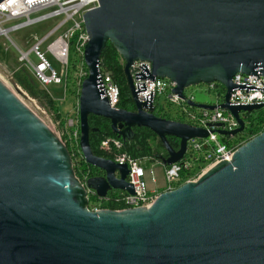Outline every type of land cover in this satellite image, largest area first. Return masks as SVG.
I'll return each instance as SVG.
<instances>
[{
	"label": "water",
	"instance_id": "1",
	"mask_svg": "<svg viewBox=\"0 0 264 264\" xmlns=\"http://www.w3.org/2000/svg\"><path fill=\"white\" fill-rule=\"evenodd\" d=\"M4 0H0V3ZM83 15L90 39L84 48L87 77L80 84L79 149L102 175L85 185L56 135L0 83V264H264V131L197 179L162 192L148 208L88 209L87 190L104 198L133 196L128 169L93 155L90 116L109 122L123 139L132 129L151 131L170 166L186 144L207 132L152 113V99H137L130 68L149 63L135 80L168 79L184 100L192 86L219 83V105L245 129L239 113L264 108L231 105L236 74L264 78V0H97ZM110 44L123 62L135 110L111 108L99 88L100 56ZM140 87H143L142 85ZM194 109L214 106L186 102ZM168 138L178 140L174 150Z\"/></svg>",
	"mask_w": 264,
	"mask_h": 264
},
{
	"label": "built area",
	"instance_id": "2",
	"mask_svg": "<svg viewBox=\"0 0 264 264\" xmlns=\"http://www.w3.org/2000/svg\"><path fill=\"white\" fill-rule=\"evenodd\" d=\"M98 7L97 0H4L0 3V39L5 43L0 45L3 53L13 49L18 57V62L24 70L28 71L34 81L43 89L49 86H66L69 70H75V66L70 65V54L78 56L80 63L79 80L77 83L78 93L81 82L87 77L83 63L84 48L89 42L90 36L86 32L83 24V15ZM54 20L56 24L46 34L40 38L34 37L32 45L28 50L21 49L20 46L10 38L12 33L28 28L42 22ZM57 65L55 69L52 65ZM145 66L150 71L149 63H134L130 68L133 83L139 86L137 99L140 102L152 99V113L166 120L190 125L194 128L203 129L207 132L204 139H192L186 144L183 157L178 162L163 166L154 156L134 159L122 151L123 143L115 138H108L100 143V150L110 156V160L119 165H126L128 175L126 181L132 186L134 195H128L122 191L108 192L104 198H98L92 191L87 190V200L95 198L97 203L89 210L99 211L108 209L102 207L104 203H111L116 206L114 211H124L128 209L148 208L162 192L172 191L187 182H196L199 177L210 168L223 161H231L235 151L246 143L249 138L246 136L249 116L251 113H239V118L244 122L245 129L242 133L231 137L221 136L218 131L231 132L238 128V123L234 117L226 110L219 108L224 102L225 89L219 83L199 85L204 87L203 92L211 93L214 100L205 105L214 106L213 110L194 109L187 105V101L194 102L191 95L181 100L173 93L175 84L168 79L156 78L155 80H135V75L145 74L141 68ZM0 69L6 74L9 80L14 75L9 72L6 66L0 63ZM99 88L103 92V97L111 108H117L120 100L119 88L113 81L109 73L100 71ZM232 83L237 88L230 94L229 103L231 105H257L264 103V78L261 75L247 76L236 74L232 78ZM143 87H140V86ZM16 89L20 91L18 85ZM66 89V88H65ZM21 92V91H20ZM25 95V94H24ZM164 97L167 105L177 108L178 116L173 118L164 111V106H160L157 98ZM37 111L40 109L35 102L30 100ZM42 114V113H41ZM74 117L63 122V132L57 133L52 123L45 117L37 116L67 147L79 150V110ZM260 132L264 131V123L260 126ZM258 133V134H259ZM154 163L162 167L163 184L157 186V177L154 172ZM150 165L147 169L144 165ZM148 177L150 184L155 188H148L146 182ZM82 183V182H81ZM85 185V181L82 183ZM119 192L110 197L111 193Z\"/></svg>",
	"mask_w": 264,
	"mask_h": 264
},
{
	"label": "rangeland",
	"instance_id": "3",
	"mask_svg": "<svg viewBox=\"0 0 264 264\" xmlns=\"http://www.w3.org/2000/svg\"><path fill=\"white\" fill-rule=\"evenodd\" d=\"M55 24L56 21L48 20L40 24L24 28L15 33H12L10 38L14 43L18 44L21 49H24L26 51L32 45V39L34 37L40 38L41 36L46 34L50 29H52ZM3 43L5 42L0 39V45ZM5 44L6 46H8V43ZM0 63L4 64L9 72L14 73V75L8 80L6 78V74L0 69V79L5 85L7 84L6 87L11 91V93L36 116H39L41 118L45 117V119H48L52 123L56 132L61 134V132H63V128L61 126L62 122H65L70 118L74 117L73 114H75L77 111V102L79 97L77 88V83L79 80V69L76 68H78V65L80 63L78 56L74 53L70 54L71 68L72 65L77 66H75V70L69 73L68 75V91L65 90L63 84L61 86L52 85L49 86L47 89H43L38 84H36L30 73H28V71L26 72V70H23V67L18 62V57L13 49H10L6 53H3L2 50H0ZM51 63L53 67L58 70L57 65L52 61ZM17 77L24 82L28 89L26 87H22L19 84ZM15 85L19 86L21 92L16 89ZM203 89L204 87L192 86L185 89L184 93L186 96L191 95L193 97L194 103L209 104L214 100L213 95L211 93L203 92ZM44 94L48 98H51L52 101H54L53 105L55 108L51 109L46 98L44 97ZM30 100H33L35 102L36 106L40 109V111L36 110ZM157 102L160 106L165 107L164 111L168 112L171 117L175 119L177 118V108L175 106L167 105L166 100L163 96L157 98ZM254 115L255 113L252 114V116ZM150 144L152 146L153 154L163 155L162 147L159 145L157 140H153V142H151ZM67 149L69 150V154L71 156L72 168L73 170H75L76 173H78L81 182L83 183L89 176H91V173H94L95 171L86 167V164L79 150L71 149L70 147H67ZM151 165L155 166L154 172L156 173L157 177V186L158 188H160L163 184L162 167L154 163H151ZM148 167H150V165H144L145 169H147ZM146 182L148 184V188H155V186H152L150 184V181L147 176Z\"/></svg>",
	"mask_w": 264,
	"mask_h": 264
},
{
	"label": "trees",
	"instance_id": "4",
	"mask_svg": "<svg viewBox=\"0 0 264 264\" xmlns=\"http://www.w3.org/2000/svg\"><path fill=\"white\" fill-rule=\"evenodd\" d=\"M85 70H86V68H85ZM73 71L74 70H72V69L69 70L68 75H69V73H71ZM100 71L105 72V73H109L111 75L113 81L115 82V84L119 88L120 100H119V103L117 105V108L120 110L133 112L135 110V108H134V104L130 98V94H129V91H128V88L126 85V79H125V76L123 73V62H122L121 58L119 57V55L116 53V51L112 48V46L109 43L106 45L105 49L102 51V54L100 56ZM68 75H67L68 80H66V86H65L66 91H68V84H69V76ZM17 79L19 81V84L22 87L27 88V86L24 84L23 81H21L18 77H17ZM44 97L46 98L51 109L55 108L53 105L54 101H52L51 98H48L45 94H44ZM77 97H78V95H77ZM253 113H255L254 116H252ZM252 114L249 116V121H248L249 126L246 129V131H247L246 136L249 139H251L252 137L257 135L261 130L259 128L264 123V108L257 110V111H254V112H252ZM88 124H89V127L91 129H96L95 132L90 133V135H89V144H90L91 151H92L93 155H95L97 157L104 158V159H111L109 155H107L102 150L101 151L99 150V144L103 140L108 139V138H115V139H118L119 141H121L123 143L122 151L125 152L127 155H129L131 158L138 159V158H143V157H147V156L156 157L159 155V154L156 155V154L152 153V146L150 144L151 142H153V140H157L158 143H159V141L156 138V136L151 131H149L147 129L134 128V129H132L131 138L123 139V138L117 136L116 134H114L110 129L109 122L102 119V118L90 116L88 118ZM61 126H63V122H62ZM168 142L174 150L178 149L179 143H178L177 139L168 138ZM162 151H163V149H162ZM68 152H69V150H68ZM163 155H165L164 151H163ZM86 167L91 169V170H94L95 172L94 173L92 172L91 176H89L85 180V182L90 178L99 177L102 175V173L99 170L94 169L92 167H89L88 165H86ZM74 174H75L76 178L81 182L80 176L78 175V173L75 172V170H74ZM118 193L119 192H114L113 194L111 193L110 197L113 198V196L118 194ZM96 201L97 200L95 198H90L89 203H88V208L91 209L97 203ZM102 207H105L108 209H115L116 208V206L113 205L112 202L111 203H104V204H102Z\"/></svg>",
	"mask_w": 264,
	"mask_h": 264
},
{
	"label": "bare ground",
	"instance_id": "5",
	"mask_svg": "<svg viewBox=\"0 0 264 264\" xmlns=\"http://www.w3.org/2000/svg\"><path fill=\"white\" fill-rule=\"evenodd\" d=\"M0 83L3 85V86H5L6 87V85L3 83V81L0 79ZM7 88V87H6ZM8 89V88H7ZM9 90V89H8ZM10 91V90H9ZM11 92V91H10Z\"/></svg>",
	"mask_w": 264,
	"mask_h": 264
}]
</instances>
